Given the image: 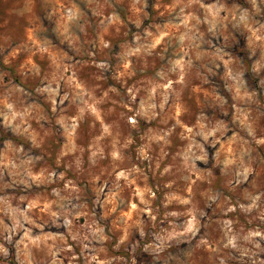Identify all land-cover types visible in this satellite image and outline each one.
<instances>
[{
	"label": "rangeland",
	"instance_id": "1",
	"mask_svg": "<svg viewBox=\"0 0 264 264\" xmlns=\"http://www.w3.org/2000/svg\"><path fill=\"white\" fill-rule=\"evenodd\" d=\"M26 246L264 264V0H0V264Z\"/></svg>",
	"mask_w": 264,
	"mask_h": 264
},
{
	"label": "clouds",
	"instance_id": "2",
	"mask_svg": "<svg viewBox=\"0 0 264 264\" xmlns=\"http://www.w3.org/2000/svg\"><path fill=\"white\" fill-rule=\"evenodd\" d=\"M211 134V133H209ZM249 135H251V130H249ZM238 175H243V173H238ZM200 216H203L204 213H199ZM36 247H39V243L36 244ZM255 247H258V245H255ZM0 251L4 252V255H7V250L0 247ZM242 255H248V250L245 249ZM254 255V253H253ZM21 256H23V259H21ZM31 256V251L27 249V246L25 249H17V260L19 261V264H35V257L29 258ZM220 264H224L223 261L220 262ZM255 264V262H253Z\"/></svg>",
	"mask_w": 264,
	"mask_h": 264
}]
</instances>
